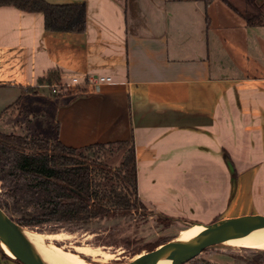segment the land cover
I'll use <instances>...</instances> for the list:
<instances>
[{
    "label": "crops",
    "instance_id": "1",
    "mask_svg": "<svg viewBox=\"0 0 264 264\" xmlns=\"http://www.w3.org/2000/svg\"><path fill=\"white\" fill-rule=\"evenodd\" d=\"M44 1L86 9L87 30L51 32L42 12L0 6L2 116L50 89L54 139L76 149L124 142L112 157L118 165L135 145L138 194L143 169L144 179L182 198L208 194L221 218L259 214L264 23L251 25L223 0ZM57 69L60 81L40 84ZM75 76L88 85L70 89ZM99 76L112 80L94 82ZM258 188L264 194V182Z\"/></svg>",
    "mask_w": 264,
    "mask_h": 264
},
{
    "label": "trees",
    "instance_id": "2",
    "mask_svg": "<svg viewBox=\"0 0 264 264\" xmlns=\"http://www.w3.org/2000/svg\"><path fill=\"white\" fill-rule=\"evenodd\" d=\"M246 1L252 3L253 0ZM223 2L245 17L251 25L254 24L253 16L242 12L230 0ZM4 5L28 12H42L44 27L51 32L82 33L88 27L86 9L51 6L44 0H0V6ZM59 77L58 69L50 70L46 77L40 78V84L52 85L60 81ZM36 89L29 87L30 91ZM125 147L124 142H118L95 143L76 149L56 139L0 131V183L5 189L0 194V205L5 210L11 208L6 200L10 197H25L38 205L34 213L18 218L11 215L25 227L54 222L82 228L98 219L118 215L138 214L146 218L153 210L138 194L135 145L130 144L124 160L118 166L112 163L115 153ZM3 194L5 199L1 198ZM158 216L161 220L173 221L166 215ZM164 242L148 243L147 247H140L137 254L148 247L150 250L155 249ZM4 257L12 258L6 253ZM253 262L264 264L259 259Z\"/></svg>",
    "mask_w": 264,
    "mask_h": 264
},
{
    "label": "rangeland",
    "instance_id": "3",
    "mask_svg": "<svg viewBox=\"0 0 264 264\" xmlns=\"http://www.w3.org/2000/svg\"><path fill=\"white\" fill-rule=\"evenodd\" d=\"M230 1L248 16H253L254 25L264 23V0H253L252 3H248L246 0ZM72 79L70 77L69 82H72ZM51 91L50 89L41 90L38 96L36 93H31L25 95V98L20 100L19 104L15 102L9 105L6 108L9 111H6L7 113L4 112L0 119V131L7 133L16 132L22 135L31 134L54 139L57 132L55 123L56 108L54 104L57 103L58 98ZM22 111L25 112L22 113ZM112 163L118 165L116 160L112 161ZM139 179V195L146 203L148 202L153 206V209L150 208L153 210V213L146 218H142L138 214H130L128 216L118 215L111 218L98 219L89 226L82 228L54 222H46L45 224L34 226L28 225L25 228H30L41 233L62 231L71 233L72 238L56 242V244H65L67 247H70L69 245H73L74 243L75 245H79L80 243L102 246L104 250L117 254L120 253L119 258L111 262L126 263L137 255L147 253L150 250L149 247L137 254L139 248L147 247L148 243L170 240L181 234L193 222L211 223L221 218L220 213L222 210L214 213V210L218 207L217 204L213 207V211L210 209L209 203L212 199L211 197H207L208 194L200 200L188 197L182 198L180 195L168 192L159 182L153 183V180L149 177L144 179L143 169L140 171ZM200 180V184H206L203 177ZM263 182L264 179L259 178L257 180L255 192V199L260 211L259 214L262 215H264V194L260 192L258 186ZM210 184L212 185V183ZM208 188H211V186ZM4 192V186L0 183V194ZM1 198L5 199V195L3 194ZM6 200L12 206L6 209L7 213L16 218L38 210V205L36 206V204L29 202L25 197L21 199L10 197ZM158 214L166 215L173 221L161 220ZM4 253L3 250H0L1 262L7 260L4 257ZM204 253L203 261L200 260L201 256L198 255L183 264H201L200 262H204L205 264H223L228 259L231 264H253L255 259L264 261V249L247 248L231 244L217 243V245L208 247ZM85 257L92 260L90 256Z\"/></svg>",
    "mask_w": 264,
    "mask_h": 264
},
{
    "label": "water",
    "instance_id": "4",
    "mask_svg": "<svg viewBox=\"0 0 264 264\" xmlns=\"http://www.w3.org/2000/svg\"><path fill=\"white\" fill-rule=\"evenodd\" d=\"M15 227L25 228L0 205V248L9 257L19 260L22 264H44L26 248L19 234L16 233ZM251 236L264 238V215L255 213L219 218L211 223L193 222L181 234L165 241L155 249L148 250L146 257L140 260L145 261L149 256H153L158 258V261H162L171 250L178 248L175 258L166 264H183L200 255L208 247L221 243L223 239L234 241V239L251 238ZM124 263L111 262V264Z\"/></svg>",
    "mask_w": 264,
    "mask_h": 264
},
{
    "label": "bare ground",
    "instance_id": "5",
    "mask_svg": "<svg viewBox=\"0 0 264 264\" xmlns=\"http://www.w3.org/2000/svg\"><path fill=\"white\" fill-rule=\"evenodd\" d=\"M198 227V225L196 226ZM195 227V228H196ZM15 231L19 234L22 242L27 249L32 251L44 264H111V261L119 258L120 253H112L102 249V246H92L89 244L75 245V243L67 245H58L56 242H62L72 238V234L68 232H45L41 233L30 228L15 227ZM222 244L238 245L247 248L264 249V238H238L234 241L229 239L221 240ZM7 251V249L5 248ZM177 249L171 250L162 261L158 258L149 256L145 261L140 260L146 257L147 253L135 256L127 264H166L171 262L175 256ZM85 256H90L92 260ZM121 256V255H120ZM124 263V264H126Z\"/></svg>",
    "mask_w": 264,
    "mask_h": 264
},
{
    "label": "built area",
    "instance_id": "6",
    "mask_svg": "<svg viewBox=\"0 0 264 264\" xmlns=\"http://www.w3.org/2000/svg\"><path fill=\"white\" fill-rule=\"evenodd\" d=\"M110 80H112V77H105V76H99V78H97V80H95L94 82H109ZM88 85V81H81L80 78L78 77H74V79L72 80L71 83L68 84V87H70V89L72 90H78L80 91L81 89L85 88Z\"/></svg>",
    "mask_w": 264,
    "mask_h": 264
}]
</instances>
